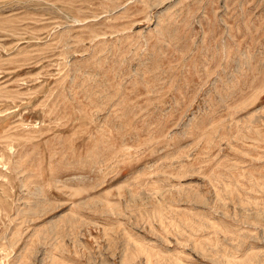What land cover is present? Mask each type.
Wrapping results in <instances>:
<instances>
[{
    "label": "rangeland",
    "instance_id": "rangeland-1",
    "mask_svg": "<svg viewBox=\"0 0 264 264\" xmlns=\"http://www.w3.org/2000/svg\"><path fill=\"white\" fill-rule=\"evenodd\" d=\"M0 264H264V0H0Z\"/></svg>",
    "mask_w": 264,
    "mask_h": 264
}]
</instances>
